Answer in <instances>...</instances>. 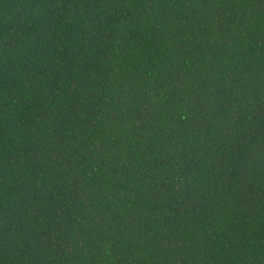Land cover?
I'll list each match as a JSON object with an SVG mask.
<instances>
[{"label": "trees", "instance_id": "trees-1", "mask_svg": "<svg viewBox=\"0 0 264 264\" xmlns=\"http://www.w3.org/2000/svg\"><path fill=\"white\" fill-rule=\"evenodd\" d=\"M0 264H264V0H0Z\"/></svg>", "mask_w": 264, "mask_h": 264}]
</instances>
